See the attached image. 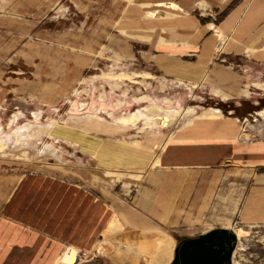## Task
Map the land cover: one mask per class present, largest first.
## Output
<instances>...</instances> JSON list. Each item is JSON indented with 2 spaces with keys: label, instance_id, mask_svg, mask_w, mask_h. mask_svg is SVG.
<instances>
[{
  "label": "rangeland",
  "instance_id": "obj_1",
  "mask_svg": "<svg viewBox=\"0 0 264 264\" xmlns=\"http://www.w3.org/2000/svg\"><path fill=\"white\" fill-rule=\"evenodd\" d=\"M176 1L0 0V72L13 63L26 67L6 70L9 74L0 80V175H5L1 190L19 189L27 179L24 175L35 174L59 179L71 189L130 196L144 170L93 171L84 182L65 176L62 170L79 169L87 162L77 154L68 157L67 147L57 141L77 151L73 138L80 133L85 137L84 153H90L95 139L102 144L119 140L136 150L147 149L156 158L182 125L199 116L229 117L239 119L242 140L264 144L263 64L249 57L225 60L219 55L211 66H226L223 72L206 69L199 80L190 82L165 76L157 68L160 59L173 65L176 54L189 49L180 45V30H185L176 26L189 28L191 13ZM205 13L215 24L220 22L215 11ZM138 111L148 118L135 115ZM56 120L58 125H48ZM148 142L149 148L144 146ZM260 170L264 174V167ZM236 227L248 232L238 238L233 264H264V225L232 230ZM119 229L115 218L94 253L67 252L59 264H109L99 255L110 257L109 251L122 260L113 264H127L125 258L132 264L142 254L149 264H159L147 258L165 246L171 255L174 239L167 233L147 240L140 250L119 241L107 244Z\"/></svg>",
  "mask_w": 264,
  "mask_h": 264
},
{
  "label": "crops",
  "instance_id": "obj_2",
  "mask_svg": "<svg viewBox=\"0 0 264 264\" xmlns=\"http://www.w3.org/2000/svg\"><path fill=\"white\" fill-rule=\"evenodd\" d=\"M177 5L191 13L190 31L183 24L176 26L185 30H180V45L189 49H181L173 65L162 64V59L157 62L165 76L190 82L199 80L206 69L223 72L226 66H211L219 55L225 60L249 57L264 65V0H177ZM207 10L221 15L220 22L215 24L216 20L205 16ZM149 23L148 27L154 26ZM14 64L7 67L26 68ZM9 69L0 72L1 82ZM112 100L107 98V103ZM242 132L237 118L199 116L179 127L156 158L147 149L136 150L119 140L102 144L95 139L90 153H84L81 133L72 137L77 151L57 141L67 147L68 157L77 154L87 162L79 169L62 170L72 182L88 181L93 171L103 170H144V175L126 197L97 188L93 192L71 189L59 179L41 175H21L27 179L19 189H0V264H59L67 252L92 254L115 218L120 229L108 237L109 245L119 241L140 250L159 234L174 239L169 257L162 250L147 258L159 264L172 263L178 237L195 239L215 229L264 225V174L260 170L264 144L246 143ZM2 179L5 175H0ZM104 254H99L104 262H122L114 252L109 251L110 257ZM124 260L131 264L130 259ZM132 264L149 263L142 254Z\"/></svg>",
  "mask_w": 264,
  "mask_h": 264
},
{
  "label": "water",
  "instance_id": "obj_3",
  "mask_svg": "<svg viewBox=\"0 0 264 264\" xmlns=\"http://www.w3.org/2000/svg\"><path fill=\"white\" fill-rule=\"evenodd\" d=\"M237 244L234 231L215 229L195 239H183L175 249L171 264H233Z\"/></svg>",
  "mask_w": 264,
  "mask_h": 264
},
{
  "label": "bare ground",
  "instance_id": "obj_4",
  "mask_svg": "<svg viewBox=\"0 0 264 264\" xmlns=\"http://www.w3.org/2000/svg\"><path fill=\"white\" fill-rule=\"evenodd\" d=\"M214 111H216L217 112V110H214ZM137 114H139L140 115V117H146L145 119H147L148 118V115L146 114V113H144L143 111H138L135 115H137ZM131 116H133L132 114H131ZM136 117V116H135ZM42 124V123H41ZM50 127L52 126H54V125H58V122H57V120L56 121H53V122H50L49 124H48ZM41 127V126H40ZM60 128L61 129H64V128H66V126L64 125V127H61L60 126ZM61 131V130H60ZM5 132V131H4ZM26 132V131H25ZM5 133H7V132H5ZM8 135H11V134H8ZM8 135H5V137H9L10 138V136H8ZM13 135V134H12ZM23 135V134H22ZM4 138V137H3ZM2 148V147H1ZM246 230V229H245ZM243 228H241V227H236L234 230H232V231H234L235 232V234L237 235V237L238 238H241L243 235H245L247 232L245 231ZM247 235V234H246ZM162 243H165L164 241L163 242H160L159 244H158V247H160L159 245H161ZM150 244H152V243H150ZM160 249V248H159ZM161 249H163L164 250V252H165V254L167 255V256H169V254H170V252L168 251V248H167V246H165V247H163V248H161Z\"/></svg>",
  "mask_w": 264,
  "mask_h": 264
},
{
  "label": "trees",
  "instance_id": "obj_5",
  "mask_svg": "<svg viewBox=\"0 0 264 264\" xmlns=\"http://www.w3.org/2000/svg\"><path fill=\"white\" fill-rule=\"evenodd\" d=\"M178 239V243H180L182 240H183V238H177Z\"/></svg>",
  "mask_w": 264,
  "mask_h": 264
}]
</instances>
